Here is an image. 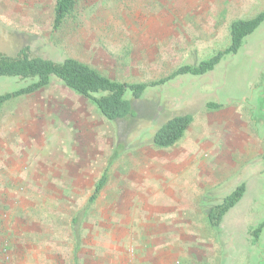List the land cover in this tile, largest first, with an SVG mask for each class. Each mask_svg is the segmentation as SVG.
Listing matches in <instances>:
<instances>
[{
	"label": "rangeland",
	"instance_id": "rangeland-1",
	"mask_svg": "<svg viewBox=\"0 0 264 264\" xmlns=\"http://www.w3.org/2000/svg\"><path fill=\"white\" fill-rule=\"evenodd\" d=\"M55 6L0 0V52L28 44L148 84L226 49L231 22L264 0H76L58 28ZM25 85L0 78V95ZM132 104L114 123L53 81L0 107V264H264V22L213 71L178 75ZM181 114L192 117L182 139L152 146L160 123ZM240 184L241 200L211 227L207 211ZM161 201L175 204L154 213ZM144 223L157 238H140Z\"/></svg>",
	"mask_w": 264,
	"mask_h": 264
},
{
	"label": "trees",
	"instance_id": "trees-1",
	"mask_svg": "<svg viewBox=\"0 0 264 264\" xmlns=\"http://www.w3.org/2000/svg\"><path fill=\"white\" fill-rule=\"evenodd\" d=\"M76 0H56L54 28H58L75 8ZM264 22V11L247 20H235L229 26L230 45L217 51L207 59L194 64L179 67L169 77L153 83H120L109 79L85 63L73 58H65L56 62L33 55L28 44L19 46L14 53L0 52V78H16L26 82V85L12 92L0 95V107L12 99L30 95L48 87L51 82L61 83L74 93L89 99L99 110L100 114L111 122H122L134 114L132 102L139 101L150 87L163 84L178 75L200 76L211 72L227 55H235L244 40ZM4 50V49H3ZM0 48V51H3ZM129 92L131 99L125 98ZM192 121L189 114L172 115L163 120L152 134L149 143L158 148H170L176 145L185 135ZM120 133V132H119ZM128 134L123 135L127 137ZM105 183L103 176L95 186L94 195ZM245 185L240 184L223 200L207 211V219L211 227L219 228L222 218L243 197ZM264 223L255 232L259 233ZM257 235V234H256Z\"/></svg>",
	"mask_w": 264,
	"mask_h": 264
},
{
	"label": "crops",
	"instance_id": "crops-1",
	"mask_svg": "<svg viewBox=\"0 0 264 264\" xmlns=\"http://www.w3.org/2000/svg\"><path fill=\"white\" fill-rule=\"evenodd\" d=\"M192 171V170H191ZM194 171V170H193ZM193 174H194V172H193ZM192 175V174H191ZM194 181H196L195 179H192V182H191V184H193L194 183ZM187 191H189V192H191V190L193 189V187H186L185 188ZM185 200V199H184ZM172 201H173V199H172ZM165 202V203H164ZM167 201H161V202H158V206H157V210H155L154 211V213L156 212V213H158V214H163V207L165 206V207H171L172 208V206H174V204H173V202H170V203H166ZM184 204L186 205V206H190V205H192V203H188V202H184ZM158 209H160V211L158 210ZM168 213H170L169 211H168ZM146 219L147 220H149L147 217H146ZM149 221H151V220H149ZM144 231L143 232H140L139 233V235H140V238H143V239H146V238H157V233H156V230H150V227H148L147 228V223H144Z\"/></svg>",
	"mask_w": 264,
	"mask_h": 264
}]
</instances>
